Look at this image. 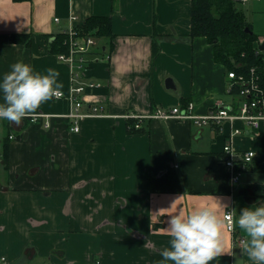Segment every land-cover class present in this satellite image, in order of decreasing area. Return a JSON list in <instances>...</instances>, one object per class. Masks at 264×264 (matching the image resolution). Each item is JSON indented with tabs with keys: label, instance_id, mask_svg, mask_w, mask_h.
<instances>
[{
	"label": "crops",
	"instance_id": "crops-1",
	"mask_svg": "<svg viewBox=\"0 0 264 264\" xmlns=\"http://www.w3.org/2000/svg\"><path fill=\"white\" fill-rule=\"evenodd\" d=\"M72 16L76 25L93 16L112 19V52L107 39L96 37L100 59L78 80L100 84L84 92L80 112L95 102L106 116L87 117L72 132L65 117L70 102L53 98L37 110L49 119L26 125L29 118L20 126L0 120V258L9 264H156L169 246L171 215L215 207L218 199L226 205L220 215L231 211L236 218L241 209L264 204V122L254 130L243 122L220 127L143 119L140 130H131L132 120L124 117L190 102L196 115L208 114L217 101L237 111L241 98L230 89L226 67L205 38L190 37L191 0H0V80L23 61L42 74L57 70L68 95L69 66L49 53V43L70 27ZM12 36L31 44L13 43ZM154 39L160 46L155 58ZM167 78L176 90L166 88ZM233 126L241 131L232 140L238 157L255 153L237 183L223 163ZM223 235L235 255L211 264H252L234 242L244 233L237 227L233 235L225 223Z\"/></svg>",
	"mask_w": 264,
	"mask_h": 264
},
{
	"label": "clouds",
	"instance_id": "clouds-1",
	"mask_svg": "<svg viewBox=\"0 0 264 264\" xmlns=\"http://www.w3.org/2000/svg\"><path fill=\"white\" fill-rule=\"evenodd\" d=\"M59 76L57 70L42 74L23 61L12 64L0 80V120L20 126L25 119L34 118L42 104L61 95ZM217 201L215 207L197 206L187 214L171 215L169 246L160 251L161 259L156 264H211L223 255H235L223 235L225 219L219 210L226 205ZM229 217L230 230L238 227L244 233L242 254L252 264H264V204L245 207L238 217Z\"/></svg>",
	"mask_w": 264,
	"mask_h": 264
},
{
	"label": "built area",
	"instance_id": "built-area-1",
	"mask_svg": "<svg viewBox=\"0 0 264 264\" xmlns=\"http://www.w3.org/2000/svg\"><path fill=\"white\" fill-rule=\"evenodd\" d=\"M238 1L245 3L249 0ZM76 20L77 17L72 16L70 18V27L63 32V34L67 36V40L65 41L68 45L67 53H60L57 55V58L60 61L69 66L71 74V87L68 95L61 92V95L57 99L65 98L70 102L71 111L69 114L65 115V117L71 121L72 126L70 127V130L75 133L80 131V122L83 119L87 117L106 116L103 114V109L95 102H91L94 106L90 107V112H80L86 101V96L82 97V95H85L84 92L86 93L88 89L100 86L99 83H79L78 80H80L83 72L87 71L92 64L99 61L100 58L96 57L95 54H98L100 51L101 44L95 36H83L80 34L77 29L80 24H74ZM55 21H59V19L56 18ZM106 57L109 59L110 56L106 55ZM249 73V76H245L243 74H237L236 71L228 72V79L231 81L230 89L232 91L234 88H237V96L241 98V104L235 112H233L225 102L217 101L212 111L208 114L196 115L194 113V103L190 102L185 107L176 106L168 110L157 109L148 116L126 114L124 117L127 119H135L137 121L135 124L136 129L141 128L140 122H142L143 119H175L178 121H190L196 126H204L214 123L222 127L226 122L232 125L236 122H243L254 130H258L260 125L264 122V87L258 83L259 79L254 68H252ZM43 118L49 119L50 116L38 113L34 118H30V120L32 123H36ZM45 126L49 127L50 122L46 121ZM240 133V129L233 126L232 131L228 135V140L223 147V152L225 154L223 163L230 173L232 183H237L239 181L241 174L252 164L255 156L253 151H247L241 157H238L236 154L232 145V140L234 136H237ZM229 214L234 218L231 211L224 214L226 229L235 235L236 229L230 230L229 228ZM242 239H244V237H234V242L241 244ZM0 264H9L7 258L1 257Z\"/></svg>",
	"mask_w": 264,
	"mask_h": 264
},
{
	"label": "trees",
	"instance_id": "trees-1",
	"mask_svg": "<svg viewBox=\"0 0 264 264\" xmlns=\"http://www.w3.org/2000/svg\"><path fill=\"white\" fill-rule=\"evenodd\" d=\"M238 0H191V30L190 37L205 38L214 49L216 62L223 64L227 72L236 71L237 74L250 75V70L255 69L259 79L258 83L264 87V52H259L257 44L258 36L254 33L251 24L245 19L244 14L236 8ZM250 32H247L246 29ZM78 31L83 36H95L98 39H107L113 50L112 19L109 17L93 16L88 18ZM13 43H24L30 46V38L12 36ZM67 36L63 33L56 35L49 44L50 54L67 53L68 45L65 43ZM160 52L157 40L152 42V57ZM234 88L232 93H237ZM131 121V130L135 128L136 120ZM32 123L31 120L26 125ZM6 134L3 138V157L7 162L10 146L11 127L5 124Z\"/></svg>",
	"mask_w": 264,
	"mask_h": 264
},
{
	"label": "rangeland",
	"instance_id": "rangeland-1",
	"mask_svg": "<svg viewBox=\"0 0 264 264\" xmlns=\"http://www.w3.org/2000/svg\"><path fill=\"white\" fill-rule=\"evenodd\" d=\"M238 8L251 24L254 33L258 36L259 42H264V0L262 2L249 0L245 3H237ZM230 99V98H229Z\"/></svg>",
	"mask_w": 264,
	"mask_h": 264
},
{
	"label": "water",
	"instance_id": "water-1",
	"mask_svg": "<svg viewBox=\"0 0 264 264\" xmlns=\"http://www.w3.org/2000/svg\"><path fill=\"white\" fill-rule=\"evenodd\" d=\"M246 31L250 32V30L248 28L246 29ZM257 47H258L259 52H264V42L263 43L258 42ZM165 86L167 89L176 90V86H175V84L171 78L166 79Z\"/></svg>",
	"mask_w": 264,
	"mask_h": 264
},
{
	"label": "bare ground",
	"instance_id": "bare-ground-1",
	"mask_svg": "<svg viewBox=\"0 0 264 264\" xmlns=\"http://www.w3.org/2000/svg\"><path fill=\"white\" fill-rule=\"evenodd\" d=\"M18 138V137H17Z\"/></svg>",
	"mask_w": 264,
	"mask_h": 264
}]
</instances>
